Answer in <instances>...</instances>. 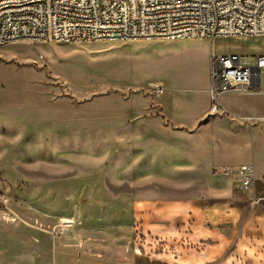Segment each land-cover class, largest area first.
<instances>
[{"label":"rangeland","instance_id":"rangeland-1","mask_svg":"<svg viewBox=\"0 0 264 264\" xmlns=\"http://www.w3.org/2000/svg\"><path fill=\"white\" fill-rule=\"evenodd\" d=\"M212 46L246 60L264 36L0 44V264H144L168 249L106 187L184 165L158 126L189 122Z\"/></svg>","mask_w":264,"mask_h":264},{"label":"crops","instance_id":"crops-1","mask_svg":"<svg viewBox=\"0 0 264 264\" xmlns=\"http://www.w3.org/2000/svg\"><path fill=\"white\" fill-rule=\"evenodd\" d=\"M202 84L189 90L190 98L195 97L189 122L163 121L158 126L169 138L167 144L176 147V161L184 165L170 176L162 173L157 181L143 183L142 175L134 174L127 186L112 181L106 190L132 196L143 232L165 241L168 249L144 264H264V199L252 203V197H264V79L258 91L223 95L228 112L216 114L210 112V75ZM104 118L106 124L114 119ZM139 127L141 132L129 129L122 141L149 133L148 126ZM110 131L107 124L106 134ZM246 163L255 165L257 175L247 191L233 177L213 171Z\"/></svg>","mask_w":264,"mask_h":264},{"label":"built area","instance_id":"built-area-1","mask_svg":"<svg viewBox=\"0 0 264 264\" xmlns=\"http://www.w3.org/2000/svg\"><path fill=\"white\" fill-rule=\"evenodd\" d=\"M264 36V0H0V44L23 40L168 41ZM211 113H227L229 92L262 88L264 54H217L210 50ZM162 93L158 87L157 94ZM242 190L256 181L253 163L216 167ZM252 197V203L263 200Z\"/></svg>","mask_w":264,"mask_h":264}]
</instances>
